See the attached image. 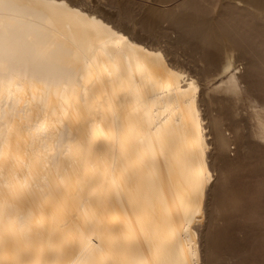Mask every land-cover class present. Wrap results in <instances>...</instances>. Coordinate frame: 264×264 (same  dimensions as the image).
I'll return each instance as SVG.
<instances>
[{
    "label": "bare ground",
    "instance_id": "6f19581e",
    "mask_svg": "<svg viewBox=\"0 0 264 264\" xmlns=\"http://www.w3.org/2000/svg\"><path fill=\"white\" fill-rule=\"evenodd\" d=\"M216 1H189L193 32L223 47L215 88L238 95L232 49L264 54L262 30L250 9ZM225 116L212 118L216 153L198 74L102 7L0 0V264H206L237 252L235 221L254 215L247 182H217L218 165L245 169L225 163Z\"/></svg>",
    "mask_w": 264,
    "mask_h": 264
},
{
    "label": "rangeland",
    "instance_id": "374dc122",
    "mask_svg": "<svg viewBox=\"0 0 264 264\" xmlns=\"http://www.w3.org/2000/svg\"><path fill=\"white\" fill-rule=\"evenodd\" d=\"M82 1L93 8L102 7L116 22L132 29L146 40L162 43L169 49L170 57L186 64L198 74L216 153L220 149L212 120L213 115L221 113L223 109L232 113L231 118L225 116L223 119V129L229 140V145L225 149L227 158L225 163L241 162L245 169L241 174L229 173L227 167L218 165L216 178L218 183H222L227 177H231L235 182L241 179L247 182L246 198L254 216L247 218L245 222L241 219L235 221L233 234L237 252L225 250L218 257L213 260L207 259L208 261L205 262L206 264H264V136L259 134L264 129V54L259 51L253 52L247 42L238 41L232 53L240 78L241 92L238 95H227L221 89L215 88L224 76L220 70L224 49L208 42L206 32L201 31L199 34L193 32L200 15L196 6L189 5L191 0ZM207 1L212 2V0ZM261 1L264 0H254V3L262 7ZM216 2L224 4L226 0ZM233 3L255 13L258 26L256 30H262L259 36L264 40V10L256 9V6L248 4L245 0H233ZM149 19L153 25L148 32L142 28V25ZM206 50L217 54L212 60L203 59ZM210 64L214 66H209ZM211 97L214 98L213 104ZM226 217L225 212L219 211L215 221L219 226H224ZM211 220L210 217L209 222Z\"/></svg>",
    "mask_w": 264,
    "mask_h": 264
}]
</instances>
